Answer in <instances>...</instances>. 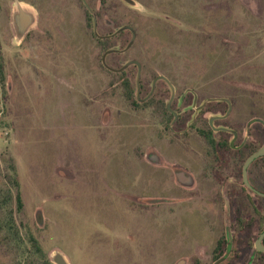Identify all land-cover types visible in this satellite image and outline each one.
I'll return each mask as SVG.
<instances>
[{
    "label": "rangeland",
    "instance_id": "rangeland-1",
    "mask_svg": "<svg viewBox=\"0 0 264 264\" xmlns=\"http://www.w3.org/2000/svg\"><path fill=\"white\" fill-rule=\"evenodd\" d=\"M86 4L0 0V264H264V200L240 178L264 145V0ZM18 5L33 14L22 38ZM160 76L175 125L164 81L142 103ZM222 98L227 140L252 132L226 152L224 188L200 134ZM249 179L264 189V159Z\"/></svg>",
    "mask_w": 264,
    "mask_h": 264
},
{
    "label": "flooded vegetation",
    "instance_id": "flooded-vegetation-1",
    "mask_svg": "<svg viewBox=\"0 0 264 264\" xmlns=\"http://www.w3.org/2000/svg\"><path fill=\"white\" fill-rule=\"evenodd\" d=\"M100 2L101 1H110V0H99ZM81 2L84 4L85 8H86V11L89 13V14H92V10L90 9V7L86 4V0H81ZM93 24L95 25V22L93 20ZM48 31V30H47ZM43 31L42 30H38V34H42ZM49 41V39L47 40ZM119 73V72H118ZM158 78V77H157ZM156 78V79H157ZM155 79V80H156ZM154 80V81H155ZM154 81L151 85V90L149 92V95L147 96V98L143 99L142 100V103H146L148 100L151 99L153 93H154V90H155V85L158 81H163V80H158L155 84H154ZM165 82V81H164ZM169 82V81H168ZM166 83V82H165ZM170 83V82H169ZM154 84V88H153V91H152V86ZM167 84V83H166ZM168 85V84H167ZM171 85V84H170ZM169 86V85H168ZM170 88V87H169ZM174 88V87H173ZM171 90V89H170ZM136 94H137V87H136ZM140 101V100H138ZM173 101V100H172ZM214 103H216L217 105V108L213 110L214 114L213 115V118H211L209 121H208V128L206 131H211L212 134H213V139H214V143H208L206 140V144H207V147L208 149H210V151L212 152L213 154V157H214V160L216 161V165L219 166L218 168V171H214L212 174L215 178V180H217L221 185H222V188L226 187V182L225 184H223L222 182V179L220 178V174L219 172L220 171H224L227 166V158L225 156L226 152H229V151H233V153H241L245 150H249L250 148V143L247 141L248 139L247 138H250L252 132L251 131H248V130H245V133H246V139L243 140V142L239 145V146H235L234 145V142L230 141V140H227L228 138H226V135H231V131L230 129H228L226 126L222 125V124H219L221 123V121H225L228 116L230 115V112L228 113V110H229V104L230 102L226 99H216V100H213ZM170 102V101H169ZM229 102V104H228ZM172 103V102H171ZM211 103V102H209ZM226 107L227 110L226 111H223V107ZM220 107H222L220 109ZM230 107H231V104H230ZM170 109H171V105H170ZM204 109V108H203ZM203 109H200L198 110V112L202 111ZM165 110L168 112V114H170L172 117H173V122H174V125L177 124L179 121H180V115L177 114L174 110L171 109V112L169 111L168 109V104L167 106H165ZM177 115V119L175 120V116L174 114ZM212 121V124H210V122ZM256 135V134H255ZM235 139H236V136H233ZM226 141L227 144H228V148H225V147H222V143ZM229 150V151H228ZM258 151V150H257ZM256 151V152H257ZM255 153V152H254ZM252 153V154H254ZM251 154V155H252ZM250 155V156H251ZM247 160V159H246ZM258 159L254 160L247 168L246 170V179H247V182L249 184V187H247L245 184H244V180H243V166H244V163H243V166L240 170V178L242 180V186H243V190L245 191L246 195H251V196H257L259 198H262L264 199L262 196L258 195L259 192L263 191L264 189L262 188V186H259V184L257 182H255V184H252L250 182V179H249V176H250V172H251V166L256 163ZM256 166V165H255ZM258 168H255L254 169V172L255 174H257L258 172ZM179 178L180 180H183L182 176L179 175ZM229 189H227L228 191ZM228 195H231V192H227ZM227 244H229V241H227Z\"/></svg>",
    "mask_w": 264,
    "mask_h": 264
},
{
    "label": "water",
    "instance_id": "water-1",
    "mask_svg": "<svg viewBox=\"0 0 264 264\" xmlns=\"http://www.w3.org/2000/svg\"><path fill=\"white\" fill-rule=\"evenodd\" d=\"M12 24H13L14 30L16 32V35L19 38H22L25 35V33L33 25V14L30 11H28L26 8H23L22 6L18 5L17 8L15 9V11L12 14ZM121 30H129L131 32V35H132V38H131L129 44L127 45L126 49L124 50V51H127L133 45V43H134V41L136 39V33H135V31H134L133 28L128 27V26L122 28ZM130 65H134L138 69V75H137V95L139 97V93H140L139 81H140L141 65H140V63L138 61H131V62L127 63L124 66L123 69H125V67L130 66ZM158 80L165 81L169 85V87L171 89L172 97H171L170 102L168 103V109L171 112L170 105H171V102H172V100L174 98V88H173L172 85H170V83L168 82V80L165 77H163V76L158 77L154 81V84ZM154 84L152 86V91H153V88H154ZM228 104H229V102H228ZM230 110H231V107H230V104H229L228 113L230 112ZM174 116H175V120H176L177 119V115L174 114ZM210 124H212V121L210 122ZM261 124L264 127V122H261ZM262 157H264V145L257 152H255L254 154H252L251 156H249L247 158V160L245 161L244 166H243V180H244V184L247 187H249V184H248L247 179H246V170H247L248 166L254 160L259 159V158H262ZM263 239H264V231L259 235V237L257 238V240L255 242V251L256 252L264 253V246L262 245ZM228 241H229V244H230V242H231L230 241V238L228 239ZM52 261H53L54 264H69L68 261H67V259L61 253H59V252H54V254L52 256Z\"/></svg>",
    "mask_w": 264,
    "mask_h": 264
},
{
    "label": "trees",
    "instance_id": "trees-1",
    "mask_svg": "<svg viewBox=\"0 0 264 264\" xmlns=\"http://www.w3.org/2000/svg\"><path fill=\"white\" fill-rule=\"evenodd\" d=\"M2 71V68H1V66H0V72ZM124 88H125V90H126V97L128 98V99H133V96H134V92L136 91V87H135V90H134V87L131 85V83L129 82V81H127V80H125L124 81ZM165 112L166 113H168L166 110H165ZM168 116H169V118H172L173 119V117L170 115V114H168ZM200 134L204 137V139L210 144V143H214V139H213V134H212V132L211 131H202V132H200ZM222 147H225V148H228V144H227V142L226 141H224L223 143H222ZM259 159H264V157H262V158H259ZM264 198V197H263ZM17 200H18V208H20L21 209V207H22V204H21V199H20V196H18V198H17ZM264 200V199H263ZM264 231V229L260 232V234L262 233ZM259 234V235H260ZM259 235H258V237H259ZM257 237V238H258ZM257 240V239H256ZM34 245H35V247H36V250H37V252L38 253H41V250H40V248H39V246H38V244L36 243V242H34ZM262 245L264 246V239H263V241H262ZM221 246V243L219 242V245L217 246V250H218V248ZM260 254H263V253H260ZM44 264H51L49 261H46V262H44Z\"/></svg>",
    "mask_w": 264,
    "mask_h": 264
}]
</instances>
